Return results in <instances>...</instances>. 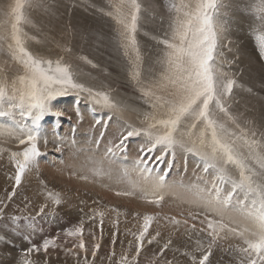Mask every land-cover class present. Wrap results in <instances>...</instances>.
Segmentation results:
<instances>
[{
    "label": "rangeland",
    "instance_id": "1",
    "mask_svg": "<svg viewBox=\"0 0 264 264\" xmlns=\"http://www.w3.org/2000/svg\"><path fill=\"white\" fill-rule=\"evenodd\" d=\"M13 2L14 0L0 1V35L10 34V22L5 23V13ZM137 3L140 8L134 33L136 46L133 49L125 47L127 42L121 36L123 29L114 18L115 9L121 4L124 5L123 11H130L128 0H23V20L19 27L26 49L36 57L53 62L59 60L68 65L73 80L82 84L86 90L67 88L62 94L52 98L50 104L53 111H59L61 115L56 117L45 114L39 121V138L36 143L41 155L28 173L22 175L18 186L15 184L16 169L11 162L10 153L23 151L28 145L19 143L22 137L18 132L0 136V149L5 150L0 152V209H3L0 212V264H24L25 261L29 264H85L86 261L87 264H117L124 256L127 257L128 264H166L167 261H171V264H192V260L184 253H192L199 260L210 244L211 255L205 264H240L242 256L238 249L246 247L243 239L225 231L213 242L208 235L210 229L207 221L221 219L216 211L218 206L207 204L204 199L198 198V194L207 197L219 167H226L227 175L231 179L239 180V171L232 165L224 166L217 162V168L210 167L207 172L204 171L205 161L202 154L210 152L206 144L202 146L200 143L199 134L204 123L196 122V127L192 128L193 119L187 117L181 121L174 133L177 143L172 148L158 145L150 153L141 152V146L146 149L149 144V138L144 131L153 123L151 116L166 117L167 108L161 107L156 97L172 98L169 95L171 87H159L161 73L164 71L161 63L164 45L160 40L170 38L175 12L169 8L173 3H180V0H137ZM260 7L261 0H219L215 20L222 31L215 51V66L220 81L231 79L234 84L229 94L220 96L225 111H220L213 102L210 104V113L212 119L223 124L232 134L230 138L255 140V151L264 154V57L260 55L255 40V35L261 29L258 17L264 15L258 11ZM9 43L10 36L7 40L0 39V85L6 88L8 96L14 94L15 88L18 98L22 87L19 77L24 75V69L12 59ZM137 71L139 76L135 75ZM146 92L149 95H145ZM95 93L106 94L111 106L105 105L102 100L97 103L101 98L95 96ZM10 103H18V99L9 101L6 98L3 109L7 111ZM13 122L30 127L32 119L21 116L19 108H13L10 116L0 117V123ZM132 129L139 130L140 134L128 137L122 146H118ZM41 130H48V140L41 136ZM149 130L153 134L163 132V128L159 126ZM108 147L113 152H109ZM237 147L244 157H249V148L244 144V139L237 140ZM50 152L54 163L52 158L51 162L48 161ZM83 154L85 155L81 156ZM141 157L143 162L137 165ZM68 158H73V162L69 160V163H73L72 166L69 164L71 170L81 167L74 171V180L71 178L73 172L67 171ZM95 160H99L98 163ZM120 160L123 161L122 165ZM46 161L47 168H44ZM56 161L58 166L62 164L60 172L67 171L70 176L68 179L74 184H79L82 172H85L82 175L87 180L92 176L93 180L96 176L100 180L95 183L91 179L93 185L89 180V184H79L80 188L69 184L66 175L64 177L60 172L58 173L61 176L57 174L59 167L55 166ZM79 161L83 167L78 165ZM37 162H42L43 169ZM114 162L116 163L113 164ZM247 162L257 173L261 172L253 160L248 159ZM49 163L54 164V167L49 166ZM104 164L112 169L107 172ZM63 166L68 168L64 170ZM49 167L50 171L46 172ZM145 167L151 170L147 179L140 172ZM121 168L128 171L127 177L121 173H124ZM111 172L116 173L113 175ZM116 175L122 178L121 184L119 177V181L115 179L117 184L113 181L112 178ZM158 175L165 176L164 187L160 190L163 199L159 205L167 208V211L154 203L158 210H142V206L136 209L137 205L134 210L135 206L131 207L122 201L123 195H116L117 192L134 190L137 192L136 196L144 201L141 189L150 190ZM76 177H80L78 182ZM106 178L110 181L108 184ZM253 179L264 182V176L257 175ZM129 180L139 187L133 189ZM101 181L108 187L103 189ZM216 183L223 189L222 196L231 190L230 183L220 184L219 180ZM87 185H90L89 189ZM14 187L15 193L9 199V193L13 192ZM243 198L244 193L238 190L234 194L233 205L237 199ZM55 199L60 202L55 203ZM139 203L143 205L138 201L137 204ZM169 204L177 205L173 209ZM220 211L225 222L235 215L232 220L236 223L231 226L238 230L251 226L250 221L232 209ZM98 212L103 213L104 217L97 215ZM145 215L152 216L153 220L144 239L140 241L141 248L137 254L136 236L142 229ZM173 218L178 223H174ZM81 224V236L66 234L68 230ZM191 237L200 241L201 251L196 250V245L193 246ZM81 238L84 241V250L79 247ZM45 239L54 240L56 246H49L45 251L41 247ZM169 241L171 243L168 248L161 252ZM96 244L100 247L93 256ZM33 246L40 248V251L29 253L27 250Z\"/></svg>",
    "mask_w": 264,
    "mask_h": 264
},
{
    "label": "snow or ice",
    "instance_id": "2",
    "mask_svg": "<svg viewBox=\"0 0 264 264\" xmlns=\"http://www.w3.org/2000/svg\"><path fill=\"white\" fill-rule=\"evenodd\" d=\"M128 3L130 4V11H123L124 5L121 4L116 7L114 18L123 29L121 36L127 42L125 47L135 49L134 33L137 29V13L140 6L137 0H128ZM218 6L219 0H191V2L180 0V3L170 5L169 10L174 11L175 16L171 23L170 38L160 40V43L164 45L161 61L164 65V71L161 73L159 87L165 89L171 87L172 91L169 95L172 98L156 97L161 107L166 106V117L151 116L153 123H150L148 129L144 131V134L149 138V144L146 149L141 146V152L150 153L158 145L172 148L177 143L174 133L183 119L191 117L193 119L192 128L196 127V122L202 121L204 128L201 129L199 134L200 143L202 146L206 144L210 149L209 153L202 154L205 161L204 171L207 172L210 167L217 168V162L224 166L232 165L239 171V180L237 181L227 175L226 167L217 168L218 175L214 179L212 189L209 190L207 197L198 194V198L204 199L205 203L218 206L216 209L217 215L221 217L218 221L210 219L207 221V227L210 229L208 235L212 237L213 242L221 232L225 231L240 237L246 245V247L238 249L242 256L240 264H264V182H257L253 179L257 175L264 176V154L255 151L257 146L255 140L249 141L242 137L230 138L232 134L228 132L223 124H218L217 121L212 119L210 113V104L213 102L220 111H225L220 96L229 94L234 84L231 79L226 80V82L220 81L218 69L215 66V51L222 31L215 20ZM22 8L23 0H14L8 6V11L5 13L7 17L5 23L10 22L11 31L8 35H0V39L3 40H7L10 36L9 53L12 59L24 69V75L19 77L22 87L18 98L15 95V88L13 89L14 94L8 96L6 88L0 85V117L10 116L13 108H19L21 109V116L31 117L32 119L30 127L21 125L18 122L12 124L0 123V136L13 135L18 132L22 137L19 139V143L28 145L23 151L10 153L11 162L16 169L14 177L16 186L21 183L22 175L35 165L37 157L41 155L36 143L39 138V121L45 114L56 117L61 115V112L53 111L50 104L52 98L62 94L67 88L86 90L82 84L73 80V74L68 65L62 64L59 60L53 62L52 60L36 57L26 49L19 27L20 22L23 20ZM258 11L264 13V0H261V7ZM258 18L261 21V29L255 35V40L260 55L264 57V15ZM137 59H139L138 55ZM135 75L139 76V72L137 71ZM94 95L101 98L97 100V103L102 100L105 105L111 106L106 94L95 93ZM145 95H149V93L146 92ZM6 98L9 101L18 99V103L8 105L7 111L3 109ZM155 106L154 104L153 107ZM97 122L99 123V121ZM157 126L163 128V132L153 134L149 129ZM139 134L140 131L137 129L128 131L118 146H122L124 140L128 137ZM239 139H244V144L249 148V157H244L238 150L237 140ZM2 151L5 150L0 149V152ZM108 151L111 152L112 149L109 148ZM157 159L161 158L157 157ZM248 159L253 160L261 172L257 173L247 162ZM209 160H211V163H209ZM142 162L143 157L137 161V165ZM141 172L145 174V179H147V174H150L151 170L145 167L141 169ZM123 174L127 177L128 171L125 169ZM84 178L86 179V177ZM216 180H219L220 184L230 183L231 190L222 196L223 189L217 185ZM164 182L165 176L158 175L150 190L141 189L143 198L148 199L151 197L148 202L159 206L160 201L163 199L160 190L164 187ZM129 183L132 184L133 189L139 187L131 180H129ZM238 190L244 193V198L237 199L235 205H233V197ZM14 193L15 187L13 192L9 193L8 198L11 199ZM132 194V192L116 193V195ZM54 202L58 204L60 201L55 199ZM220 209H232L236 214L250 221L251 226H245L238 230L236 227L231 226L235 222L231 217L228 218V222H225ZM2 211L3 209H0V212ZM42 211L43 208H41ZM113 211L117 210L113 209ZM97 215L103 217V213L98 212ZM152 220L153 217L150 215L143 217L142 229L139 235L136 236L137 254H139L141 248L140 241L144 239ZM173 222L178 223L174 218ZM82 232L83 226L81 224L68 230L66 234L81 236ZM114 240L115 234H113ZM170 243L171 241L166 243L161 252L168 248ZM199 243L197 241L198 245ZM49 246L55 247V241L45 239L41 247L47 251ZM79 247L84 250L85 246L82 238ZM99 247V244L94 245L93 256L96 255V249ZM34 250L40 251V248L33 246L27 251L31 253ZM196 250L201 251V248L198 247ZM184 254L189 256L192 264H205L211 255V244L199 260L192 253L186 252ZM133 260H135V257H133ZM24 264H29V262L25 261ZM85 264H87V261ZM117 264H128L127 257H122L117 261ZM166 264H171V261H167Z\"/></svg>",
    "mask_w": 264,
    "mask_h": 264
},
{
    "label": "bare ground",
    "instance_id": "3",
    "mask_svg": "<svg viewBox=\"0 0 264 264\" xmlns=\"http://www.w3.org/2000/svg\"><path fill=\"white\" fill-rule=\"evenodd\" d=\"M0 1H1V0H0ZM60 100H61V99H60ZM57 104H58V103H57ZM98 115H99V114H98ZM69 124H70V123H69ZM45 125H46V124H45ZM45 129H46V128H45ZM41 131H42V130H41ZM42 132H43V131H42ZM49 134H50V133L48 132V130H46V131H44V132L42 133L41 136H42V137L44 136V137L48 140V136H49ZM125 134H126V133H125ZM5 136H6V135H5ZM76 136H77V135H76ZM76 136H75V138H77ZM78 136H79V135H78ZM42 137H41V139H42V141H43V138H42ZM80 139H81V137H80ZM129 139H130V138H129ZM76 140H77V139H76ZM42 141H41V142H42ZM45 141H46V140H45ZM75 142H76V141H75ZM40 144H43V143H40ZM77 145H79V144H77ZM19 146H20V145H19ZM179 146L181 147V144H180ZM179 146H178L177 148L180 149ZM183 146H184V145H183ZM45 147H46V146H45ZM48 147H49V146H48ZM69 147H70V145H69ZM49 148H50V147H49ZM73 148H74V147H73ZM73 148H72V150H73ZM102 148H103V147H102ZM108 148H110V147H108ZM185 148H186V147H185ZM96 149H97V148H96ZM105 149H106V148H105ZM47 150H48V148H47ZM51 150H52V149H51ZM72 150H71V151H72ZM103 150H104V149H103ZM182 150H183V149H182ZM187 150H188V149H187ZM105 151H106V150H105ZM72 152H73V151H72ZM87 152H88V151H87ZM97 152H98V151H97ZM100 152H101V151H100ZM112 152H113V151H112ZM177 152H178V150H177ZM183 152H186V151L184 150ZM189 152H190V151H189ZM88 153H90V151H89ZM88 153H87V154H88ZM180 153H181V151H180ZM50 154H51V152H50ZM50 154H49V156H51V157H50L49 159H48V158H47V159H48V161L50 160V162H51L52 154H51V155H50ZM71 154H72V153H71ZM75 154H76V153H75ZM75 154H74V156L77 155V154H76V155H75ZM90 154H91V153H90ZM90 154H89V155H90ZM95 154H96V153H95ZM98 154H100V153L98 152ZM108 154H109V153H108ZM84 155H85V154H83V155H81V156H84ZM101 155H103V154H101ZM45 156H46V155H45ZM71 156H73V155H71ZM105 156H106V155H105ZM132 156H133V155H132ZM132 156H131V157H132ZM46 157H47V156H46ZM100 157H101V156H100ZM133 157L135 158V156H133ZM53 158H54V157H53ZM53 158H52V160H53ZM83 158H85V157H83ZM93 158H94V157H93ZM93 158H92V160H93ZM108 158H109V156L106 158V160H107ZM110 158H111V157H110ZM139 158H140V157H139ZM42 159H43V158H42ZM70 159H71V162H73V161H72L73 158H70ZM70 159L68 158V164H67L69 168L66 166L69 170H68L66 167L64 168V166H63V169H64V170L67 169V171H69V172L71 171V173L73 172V173L71 174V178L73 179V174L75 173L74 171L78 170V169H76L78 166L75 167V170H74V169L71 170L69 164L72 166L73 163H72V164L69 163V162H70V161H69ZM74 159H76V158H74ZM86 159H87V158H86ZM94 159H95V158H94ZM97 159H98V158H97ZM132 159H133V158H132ZM110 160H111V159H110ZM112 160H113V159H112ZM112 160H111V161H112ZM138 160H139V159H138ZM43 161H45V160H43ZM54 161H55V160H53V163H54ZM80 161H81V159H80ZM80 161L78 162V165H80V166L83 167V165L80 164ZM85 161H86V160H85ZM89 161L91 162L90 159H89ZM89 161H88V162H89ZM95 161H96V160H95ZM97 161H99V160H97ZM97 161H96V162H97ZM100 161H101V160H100ZM111 161H110V162H111ZM93 162H94V161H93ZM120 162H121L120 165H122V162H123V161L120 160ZM120 162L118 161V163H120ZM37 163H38V162H37ZM39 163H40V162H39ZM39 163H38V164H39ZM45 163H46V164H45ZM45 163H44L45 165H43V166H44V168H45V166H46V168H47V161H46ZM97 163H98V162H97ZM99 163H100V162H99ZM115 163H116V162H114L113 164H115ZM55 164H56L55 166H58L57 161L55 162ZM88 164H90V163H88ZM109 164H110V163H109ZM109 164H108V165H109ZM140 164H141V163H140ZM41 165H42V162H41V164H39L38 166H41ZM50 165H53V167H54V164H50V163H49V166H50ZM60 165L62 166V164H59V166H58L59 168H57L58 170H59L60 168H62V167H60ZM92 165H93V164H92ZM98 165H99V164H98ZM100 165H101V164H100ZM100 165H99V166H100ZM111 165H112V163H111ZM120 165H119V167H120ZM149 165H150V164H149ZM75 166H76V164H75ZM85 166H87V164H86ZM96 166H97V165H96ZM104 166H106V165L104 164ZM41 167H42V166H41ZM53 167H52L51 169H53ZM90 167H91V166H90ZM100 167L103 168V166H100ZM109 167H111V166H109ZM112 167H113V166H112ZM117 167H118V166H117ZM121 167H123V166H121ZM132 167H133V166H132ZM55 168H56V167H55ZM55 168H54V170L56 171ZM73 168H74V165H73ZM78 168H79V167H78ZM80 168H81V167H80ZM80 168H79V169H80ZM87 168H89V167H87ZM106 168H107V166H106ZM113 168H114V167H113ZM42 169H43V167H42ZM49 169H50V167H49L47 170L45 169L46 172H47ZM104 169H105V168H104ZM108 169L110 170V169H112V168H107V172H109ZM118 169H119V168H118ZM121 169H122V168H121ZM34 170H35V169H34ZM58 170H57L56 172H57V174L59 175L58 172H60V170H59V171H58ZM87 170H88V169H87ZM123 170H124V169H122V171H123ZM49 171H50V170H49ZM52 171H53V170H52ZM55 171H54V172H55ZM67 171H65L67 174H65V172H64V173H61L62 171L60 172V174H61V175H64V177H65V175H66V178L68 179L70 176H68L69 173H68ZM80 171H81V170H80ZM95 171H96V170H95ZM119 171H120V170H119ZM119 171H117V174L119 173ZM54 172H51L52 175H54V174L56 175V172H55V173H54ZM140 172H141V171H140ZM27 173H28V172H27ZM53 173H54V174H53ZM83 173H85V172H82V174H83ZM87 173H89V172H86V174H87ZM98 173H99V172H98ZM98 173H97V174H98ZM103 173H104V172H103ZM114 173H116V172H113V173L111 172V174H113V175H114ZM121 173L123 174V172H121ZM141 173H142V172H141ZM32 174H33V173H32ZM82 174L80 173L81 177L83 178L84 175H82ZM122 174H121V175H122ZM40 175H41V174H40ZM49 175H50V172H49ZM58 175H56L57 180H59L58 177L61 176V175H59V176H58ZM93 175H94V174H93ZM119 175H120V173H119ZM119 175H118V176L116 175L114 178L111 177L112 179H114V180H113L114 182H115V179H117V178L119 177ZM28 176H29V175H28ZM67 176H68V177H67ZM103 176H104V175H103ZM106 176H107V174H106ZM53 177H54V176H53ZM53 177H52V178H53ZM84 177H85V176H84ZM88 177H91V175H90V176H87V178H88ZM92 177H94V176H92ZM92 177H91V179L93 180ZM50 178H51V177H50ZM50 178H48V180H49ZM52 178H51V179H52ZM61 178H62V177H61ZM66 178H65V179H66ZM82 178H81V180H80V177H76V178H75L77 182L80 180L78 183H79V184H82L81 186H83V183H88V184H89V180L92 182L91 185H93V181H94V180H95V181H94L95 183H97V181L100 180L99 177H98V179H97V176L94 178L93 181H92L91 179L87 180V179H84V178L82 179ZM53 179H55V178H53ZM65 179H64V181H65ZM106 179H107L106 184H108L110 181L108 182V178H106ZM109 179H110V177H109ZM118 179L120 180L119 183L121 184V179H122V178L120 179V177H119ZM118 179H117V180H118ZM68 180H69V182H68L69 184H70V183H71V184H74V183L70 182L71 179H68ZM73 180H74V179H73ZM119 180H118V181H119ZM124 180H125V179H124ZM62 181H63V180H62ZM104 181H105V178H104ZM104 181H103V183L105 184ZM113 181H112V182H113ZM118 181H117V183H118ZM80 182H81V183H80ZM114 182H113V186H114ZM60 183H61V181H60ZM62 183H63V182H62ZM62 183H61V184H62ZM115 183H116V182H115ZM117 183H116V184H117ZM66 184H67V180H66ZM79 184H78V185H79ZM101 184H102V181H101ZM101 184H97V185L100 186ZM106 184H105V186H107ZM110 184H111V183H110ZM110 184H109V185H110ZM120 184H119V185H120ZM122 184H123V183H122ZM127 184H128V183H127ZM33 185H34V184H33ZM74 185H76V187H79L76 183H75ZM97 185H95V186H97ZM70 186H71V185H70ZM89 186H90V185H89ZM89 186L87 185L88 189H89ZM95 186H93V187H95ZM101 186L104 187L103 189H105V186H104L103 184H102ZM110 186H111V185H110ZM117 186H118V185H117ZM128 186H129V185H128ZM128 186H127V187H128ZM30 187H31V186H30ZM60 187H61V186H60ZM76 187H75V189H76ZM84 187H85V184H84ZM93 187H92V189H93ZM102 187H101V188H102ZM107 187H108V186H107ZM114 187L116 188V185H115ZM114 187H113V189H114ZM62 188H63V187H62ZM79 188H80V187H79ZM79 188H78V189H79ZM81 188H82V187H81ZM90 188H91V187H90ZM33 189H34V188H33ZM73 189H74V188H73ZM92 189H91V190H92ZM95 189H96V188H94V190H95ZM97 189H98V186H97ZM99 189H100V188H99ZM99 189H98V190H99ZM103 189L100 190V191H103ZM124 189H125V188H124ZM126 189H127V188H126ZM42 190H43V189H42ZM59 190H60V189H59ZM76 190H77V189H76ZM76 190H75V191H76ZM106 190H107V188H106ZM127 190H129V187H128ZM27 191H28V190H27ZM73 191H74V190H73ZM108 191H109V190H108ZM110 191H111V190H110ZM110 191H109V192H110ZM130 191H131V189H130ZM49 192H50V191H49ZM61 192H62V191H61ZM63 192H64V191H63ZM76 192H77V191H76ZM93 192H95V191H93ZM96 192H97V191H96ZM105 192L108 193L107 191H105ZM115 192H116V191H115ZM133 192H134V193H133ZM133 192H132V193H133L132 195H123L124 200H122V201H123L125 204H128V205L131 206V207H132V206H135V207H133L134 210H135V208H136L137 206H138V208H136V209H139V207L142 206V207H141L142 210L146 208L147 210L149 209L150 211H152L153 208H154V210H158V207H161L162 210L167 211V208L165 209L164 206H163V207L160 206L161 204H160V205L157 207V209H156V208H155L156 206H154L153 203H148V202H146V200H148L149 198H148V199H144L143 196H142V198H143V200H144V201H142V200H140L141 197L136 196L137 192L134 191V190H133ZM98 193H99V192H98ZM110 193H111V192H110ZM139 193H140V192H139ZM99 194H100V193H99ZM113 194H114V193H113ZM114 195H115V194H114ZM103 196H104V195H103ZM59 197H60V196H59ZM119 197H120V196H119ZM121 197H122V196H121ZM136 197H138V198H136ZM83 198H84V197H83ZM101 198H102V197H101ZM104 198H105V197H104ZM108 198H109V197H108ZM116 198H117V197H116ZM139 198H140V199H139ZM52 200H53V199H52ZM166 200H167V199H166ZM171 200H172V199H171ZM91 201H92V200H91ZM138 201L141 202L143 205H141L140 203L137 204ZM168 201H169V200H168ZM143 202H144V203H143ZM169 202H170V201H169ZM169 202H168V203H169ZM165 203H167V201H166ZM136 205H137V206H136ZM169 205H170V204H169ZM169 205H168V207L171 206V207H173V209H175V208H174V207H175L174 205H177V204H174V205L171 204L170 206H169ZM172 205H173V206H172ZM69 207H70V206H69ZM75 207H76V206H75ZM89 207H90V206H89ZM123 207H124V206H123ZM130 209H131V208H130ZM192 209H193V208H192ZM131 210H132V209H131ZM159 210H160V208H159ZM162 210H160V211H162ZM176 210H177V209H176ZM68 211H69V210H68ZM164 211H163V212H164ZM62 212H63V211H62ZM73 212H74V210H73ZM154 213H155V212H154ZM154 213H153V214H154ZM187 213H188V212H187ZM151 214H152V213H151ZM234 214H235V213H234ZM234 216H235V215H233V217H234ZM57 217H58V216H57ZM103 217H104V216H103ZM230 217H231V216H230ZM233 217H232V218H233ZM106 218H107V217H106ZM154 218H155V217H154ZM179 218H180V217H179ZM200 219H201V218H200ZM233 219H234V218H233ZM183 220H184V219H183ZM192 221H193V220H192ZM200 221H201V220H200ZM202 221H204V220H202ZM205 221H206V220H205ZM204 223H205V222H204ZM235 223H236V221H235ZM235 223H233V224H235ZM161 225H162V224H161ZM174 231H175V230H174ZM206 231H207V230H206ZM177 234H178V233H177ZM192 235H193V234H192ZM194 235H195V234H194ZM221 236H222V234H221ZM197 237H198V236H197ZM218 237H219V236H218ZM228 237L230 238V236H228ZM191 238H192V242H193V244H194L193 246L195 247V245H196L197 247H199L200 245L197 244V240H195L194 237H191ZM229 238H227V241L229 240ZM200 239H201V238H200ZM230 239H231V238H230ZM229 241H230V240H229ZM186 242H187V241H186ZM199 242H200V241H199ZM224 242H225V241H224ZM201 244H202V243H201ZM190 245H191V244H190ZM203 246H204V244L202 245V247H203ZM216 247H217V246H216ZM233 251H234V250H233Z\"/></svg>",
    "mask_w": 264,
    "mask_h": 264
}]
</instances>
